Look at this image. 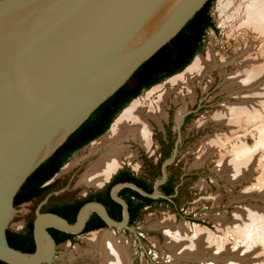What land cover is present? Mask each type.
Returning <instances> with one entry per match:
<instances>
[{
  "label": "water",
  "instance_id": "obj_1",
  "mask_svg": "<svg viewBox=\"0 0 264 264\" xmlns=\"http://www.w3.org/2000/svg\"><path fill=\"white\" fill-rule=\"evenodd\" d=\"M207 1L0 0V260L55 264L58 244L49 228L79 234L92 212L110 227L136 232L129 224L128 203L118 194L121 188L173 199L175 194L160 190L173 159L169 157L152 192L133 181L113 185L112 197L123 206L121 220L102 202L90 200L70 222L56 212L42 211L45 199L36 210L33 252L11 246L7 236L17 210L16 194L29 175Z\"/></svg>",
  "mask_w": 264,
  "mask_h": 264
},
{
  "label": "rangeland",
  "instance_id": "obj_2",
  "mask_svg": "<svg viewBox=\"0 0 264 264\" xmlns=\"http://www.w3.org/2000/svg\"><path fill=\"white\" fill-rule=\"evenodd\" d=\"M254 1L215 0L211 9L215 27L207 30L204 49L187 68L144 90L136 98L150 103L169 87L183 93L195 90V99L188 103V111L180 125L176 124L179 121L175 114L177 105L169 99L168 119L162 120L161 126L150 120L154 132L151 146L146 149L137 142H129L131 154L117 168L129 166L137 173H146L148 163L158 161L159 174L156 178H161L166 159H159L162 144L157 143V140L161 136L167 137L165 134L168 131L170 157L173 159L167 170L176 177V186L179 185L171 202L161 201L159 205L145 210L133 224L136 232L107 226L78 235L72 242L60 244L55 264H99L101 257L91 250L88 239L101 230H109L116 238L119 237L118 240L131 255L132 264H205L204 260L207 264H224L227 260H232V264H264V231L260 232L264 227V75H256L248 86L240 84L239 87L230 88L229 81L231 74L242 76L250 67L264 62V32L254 30L247 23L248 12ZM211 54L225 63L204 75L196 76L192 72L182 81L169 84L172 78L184 75L195 59L206 61ZM250 57L254 59L249 60ZM188 77L194 78L189 81ZM149 93L150 97L147 98ZM239 95L249 101L251 107L246 108L252 121L223 123V116L216 117V114L226 106L231 104L242 110L245 107L240 104ZM152 103L156 106L155 102ZM109 131L76 151L56 173L61 185L59 189H62L60 191H67V196L84 194L109 180L110 176L100 185H90L84 180L92 164L105 151L104 148L91 153V149L102 144L105 138L110 139ZM237 146L248 148L250 155L245 167L238 168L235 172L237 175L232 177V167L235 168L232 160ZM74 160L77 163L67 168ZM36 204L16 206L10 228H24L28 215L32 214L31 209L37 210ZM162 220L173 221V229L159 226ZM184 224L189 225L190 231L200 226L212 236L202 239L205 242L199 250V260L181 258L166 244L173 236L177 240L181 239L177 230ZM182 242L180 240L177 244Z\"/></svg>",
  "mask_w": 264,
  "mask_h": 264
},
{
  "label": "bare ground",
  "instance_id": "obj_3",
  "mask_svg": "<svg viewBox=\"0 0 264 264\" xmlns=\"http://www.w3.org/2000/svg\"><path fill=\"white\" fill-rule=\"evenodd\" d=\"M247 17V23H250L254 30L264 32V0H255L249 9ZM261 52L263 53V50H261ZM253 59L254 57L249 58V60ZM254 61L256 62V60ZM224 63L225 61L223 59L221 60L214 54L209 55V58L206 61H202L201 59L197 58L184 75L174 79L172 78L169 84L182 81L184 79L183 77L187 75L189 76V74L192 72H194L196 76H201L203 73L211 71L213 68L219 67ZM261 73L264 75V62H262L260 65H256L255 67H250L249 71L242 76H239L238 74H231L229 77L230 88L235 86L239 87L240 84H243V86H248V83L254 81L256 75ZM194 77H188V80L193 79ZM150 94L151 93L147 95V98L150 97ZM195 95L196 93L194 89H190L187 93H183V91L177 92L173 87H169L166 92L158 96L157 100L152 101L150 99V103H146L145 100L141 99L134 100L123 110V112L113 123L109 131L111 138H105L102 144L91 149V153H96L97 151H100L104 148L105 151L104 154L92 164V167L86 173L84 177V180L86 181L85 183L90 185H100L103 183L110 176V174L119 167L121 161L131 154V146L129 145V142H137L140 146L148 149L152 144V133H154L153 125L150 120H153L161 126L162 120L168 119V108L170 105L169 99L171 102L177 105L175 114L177 120H179L176 122V124L179 125L184 117V114L188 111V103L194 101ZM246 99V97H241L240 95L238 97L240 104L245 106V109L243 108L242 110L241 108L233 107L230 104L222 111L218 112L216 117L223 116V123H234L235 121L238 123L242 120L247 122L249 119L252 121V116H250V113L246 108V106H251L249 101ZM152 102H155L156 106H154ZM249 155V150L245 146H237L235 148V154L232 160V165L235 168L233 169L232 167V177L237 175L235 172L238 171V168L240 169L242 166L245 167L244 164L248 160ZM76 163L77 160H74L67 166V168ZM244 171L246 172V170ZM172 222L162 220L159 224H157L159 226H165L167 229L169 227L173 229ZM178 228L179 229L177 232H179V235L181 236L180 240L183 242L181 244H177L180 242V240H177L176 236H170V240L167 241L168 243H166L167 246L171 248V250L173 249L176 251L177 255L181 258H188L190 260H196L198 258L199 260L201 253L199 250L202 249L201 247L205 242H203L202 239H207V236L212 237L211 234H209L206 229H203L200 226H196V228L192 231H190L191 229L188 230V224L181 225ZM240 229H243V227ZM263 231L264 227L260 229V232L263 233ZM118 238H116L114 233L110 232L109 230H101L95 232L94 235L88 239L90 245L92 246L91 250L97 252V254H99L101 257V262L99 264H132L130 253L128 252L127 248H125L118 240ZM213 257L215 258V256ZM204 262L207 264V261L204 260ZM208 264H211V262ZM224 264H232V260H227Z\"/></svg>",
  "mask_w": 264,
  "mask_h": 264
},
{
  "label": "trees",
  "instance_id": "obj_4",
  "mask_svg": "<svg viewBox=\"0 0 264 264\" xmlns=\"http://www.w3.org/2000/svg\"><path fill=\"white\" fill-rule=\"evenodd\" d=\"M214 1L215 0H208L176 36L162 46L148 60L143 62L123 86L104 101L47 160L29 175L16 194V206L43 192V190H45L43 184L58 173L76 151L104 134L109 129L117 115L134 98L139 96L144 90L149 89L164 79L184 70L185 67L192 62L194 57L204 49L205 41L203 39H205L207 30L215 27L211 15ZM122 179L126 181L129 179L136 180L139 184L146 186L149 191L152 190L151 187L145 185L141 180H137L134 176H130L129 174ZM176 182L177 180L175 176L172 180L170 179L167 181L165 185L162 186L164 193L173 194L175 192ZM124 190L131 189L125 188ZM132 191L137 197L144 198L147 201L154 200L135 190ZM158 200L169 202V200L165 198H159ZM52 212L64 216L60 212L53 210ZM96 217L100 218L97 214ZM105 225V222L101 220V223L97 226L89 227V225H87L85 231L100 228ZM51 229L64 235L58 242L69 238L71 239V237L74 236L72 233H66L56 228ZM7 236L9 243L15 248L27 252H33L35 250L33 224L30 225V228L26 233L16 232L9 228L7 230ZM0 264L9 263L0 260Z\"/></svg>",
  "mask_w": 264,
  "mask_h": 264
},
{
  "label": "flooded vegetation",
  "instance_id": "obj_5",
  "mask_svg": "<svg viewBox=\"0 0 264 264\" xmlns=\"http://www.w3.org/2000/svg\"><path fill=\"white\" fill-rule=\"evenodd\" d=\"M203 40L205 41V39H203ZM167 132L165 134L167 137L161 136V138L159 140H157L158 141L157 143L162 144L161 145L162 150L160 152L159 159L160 158L167 159L171 155V143H170L171 140L168 137ZM154 144H155V140H154ZM156 164L158 165L159 162L158 161L157 162L151 161V163H148V168H147L146 173H137L134 171V169H132L129 166H121L111 176L110 180L107 181L104 185L97 187V188L89 189L84 194L78 193V194L72 195V196L71 195L67 196L66 195L67 191H65V192L60 191V190H62L61 188L59 189V187H61V185H59L60 181H57L56 174H55L51 179L47 180L43 184V186L45 187V190H43V192H41L40 194H38V195L28 199V200L21 202L17 206L24 204V203L25 204H33L34 202L35 203L37 202L36 205L38 207V205L46 199V201L41 206L42 211H50V210L51 211L52 210L57 211V212H60L61 214H63L68 220L75 221L77 219V216H78V213H79L81 206L85 202L90 201V200H97V201L102 202L106 206L109 214L114 219L121 220L123 218V206L112 197L111 189H112L113 185H115L116 183L121 182V181H126V180H123L122 178L126 177L129 174L130 176H134L137 180H141L145 185L151 187L152 190L149 191L146 186L139 184L138 181H136V180L129 179L128 181H133V182L137 183L139 186H141L142 188H144L145 190L152 192L154 190V184H155V181L157 179L156 175L158 176V174H159L157 171V165ZM172 178H174V175L168 169L167 180L162 185H160V190L163 193H164V189L162 186L165 185V183L167 181H169L170 179L172 180ZM57 188H58V190L56 191ZM125 188H130V187L121 188L119 190L118 194L120 196H122L128 203V208H129V212H130V219H129L130 225L136 224L137 220L141 217V215L143 214V212L145 210L151 209V208H153L156 205H159L161 203V201L158 199L162 198V197L152 198V199H154L153 201H147L144 198L137 197L136 195H134L133 191H132V190H134L133 188H130L131 190H124ZM174 194H175V192L173 194H167V195H174ZM172 198H174V196ZM167 200H169V199H167ZM169 201L171 202V200H169ZM30 212H32V214L28 215V217L24 223V226H23L24 228H22L20 230H14L11 228L10 229L13 231H16V232L26 233L29 230L30 225L33 224V230H34V220L36 217V210L31 209ZM96 214L99 215L97 212H92V214L90 215V217L86 223L85 228L87 227V225H89V227L97 226L101 223V220L104 221V219L100 215H99V217L101 218V220H100V218H97ZM105 224H106L105 226H102V227L96 228V229H92V230H88V231H85V228H84V230L81 233L74 234V236L71 237V239L69 238V239H66V240L60 241V242H58L59 239H61L64 235L61 233H57V232L53 231L51 228H54V227H50L49 231L51 232V234L53 235V237L55 238V240L59 246L60 244H62L64 242H68V241L72 242L78 235L90 233L92 231L105 228L108 226V224L106 222H105ZM33 236H34V232H33ZM34 242H35V239H34ZM35 248H36V243H35Z\"/></svg>",
  "mask_w": 264,
  "mask_h": 264
}]
</instances>
